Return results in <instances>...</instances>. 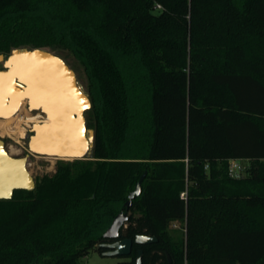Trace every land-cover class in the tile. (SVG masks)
I'll return each mask as SVG.
<instances>
[{"label":"trees","instance_id":"obj_1","mask_svg":"<svg viewBox=\"0 0 264 264\" xmlns=\"http://www.w3.org/2000/svg\"><path fill=\"white\" fill-rule=\"evenodd\" d=\"M18 47L82 79L94 140L0 199V264L101 253L144 172L119 238L157 240L117 264H264V0H0V54Z\"/></svg>","mask_w":264,"mask_h":264},{"label":"water","instance_id":"obj_2","mask_svg":"<svg viewBox=\"0 0 264 264\" xmlns=\"http://www.w3.org/2000/svg\"><path fill=\"white\" fill-rule=\"evenodd\" d=\"M34 52L46 55L43 68H40L42 72H38L37 77L42 76L45 81L51 79L53 83L57 79L60 81L62 93L67 95L73 104L70 106L71 119L69 120V125L67 121L59 122V115H56V111L49 113L48 108L44 107L42 102L35 101L33 98L31 100L30 94L33 95L34 93L23 94L21 99L25 100L26 107L31 109V112L39 111L43 119H49L50 121L48 123H32L27 139V152L21 157L11 155L5 147L4 140L0 137V199L11 198L14 190L17 189L31 190L34 188L35 178L27 169V159L31 154L65 160L87 158L91 154L94 131L87 128L85 119V111L90 108L91 102L84 85L78 80L75 71L69 67L62 57L46 48H13L7 55L0 54V62L3 66V69H0V76L13 70L11 68L16 62L20 67L16 68L17 71L15 70L10 78L12 84L16 89L22 90V92L28 90L27 79L23 75L28 71L27 77L34 82L36 81V79H33L34 76H32V68L36 67L39 59L35 58L36 55H30ZM23 53L27 56L19 58L18 62L13 61V56ZM20 59H25L26 63L22 64ZM28 63L35 65L30 66ZM20 70H24V74L20 73ZM34 85L36 86L37 84ZM145 173H142L134 189L128 193L127 200L124 202L125 210H121L114 216L103 233L105 238L112 241L97 244L98 248L104 249L101 252L102 255L126 256L131 253L133 243L148 244L157 240L155 236L147 235H136L133 240L130 238H119L121 228L129 220L128 208L131 201L140 194L141 181ZM141 256L142 250L139 249L135 264L141 263Z\"/></svg>","mask_w":264,"mask_h":264},{"label":"bare ground","instance_id":"obj_3","mask_svg":"<svg viewBox=\"0 0 264 264\" xmlns=\"http://www.w3.org/2000/svg\"><path fill=\"white\" fill-rule=\"evenodd\" d=\"M30 55H36L35 58H38L39 60L36 64V67L34 66V68H32L33 71L32 76H34L33 79H36L35 82L31 78L27 77L28 71L26 66L25 68L27 72L25 71L26 72L25 74H24L25 68H23L24 69L23 71L20 70V73L24 74L23 76L27 79L28 90L22 92V90L16 89L10 79L12 74H14L13 72H15V70L17 71L16 68L20 67L18 63L15 62L16 65L14 64V66L11 68L13 70H10L9 73L0 76V114L4 116L0 118V134H6L8 136H13V137L16 136L19 137V139L25 136V130H23L24 128L22 129L21 127H19V121H16L14 125L11 124L12 121L14 120L11 117V114H13L16 108L19 106V102L24 93H28V94H30L31 92L34 93L33 95L30 94L31 100L33 98V100L35 101L42 102L44 104V107L48 108L49 113L56 111V115H59V122L67 121L68 125H69V120L71 119L70 106L73 105L69 97L62 93L60 87V81L58 79L56 80L55 83H53L51 79H47L45 81L42 78V76L37 77V73L42 72L40 68H43L46 55L38 52H34L33 54ZM25 56L27 55L24 53L17 54L15 55V57L13 56L14 58L12 57V59L13 61H17L19 58ZM20 61H22V64L26 63L25 59L22 60L20 59ZM28 65L33 66L35 64L28 63ZM34 84L37 85L35 86ZM29 90L31 91L29 92ZM21 104H23V102ZM30 110L31 109H29V112L31 113ZM38 117L40 116L38 115ZM49 121H50L49 119L37 118V119H33L32 123H41V122L48 123ZM49 158L53 159V157H49Z\"/></svg>","mask_w":264,"mask_h":264},{"label":"rangeland","instance_id":"obj_4","mask_svg":"<svg viewBox=\"0 0 264 264\" xmlns=\"http://www.w3.org/2000/svg\"><path fill=\"white\" fill-rule=\"evenodd\" d=\"M0 69H3L1 62H0ZM79 81L81 82L82 79H80ZM21 105L23 106V108ZM21 105L13 114H11V117L14 119L11 124L14 125L16 121H19V127H21L22 129L24 128L23 130H25V136L19 139V137L16 136L13 137V136H8L6 134H0V137L5 142V147L7 151L11 155L17 157L24 156V154L27 152V139H28V135L30 134L29 129L32 125L33 119H37V118L43 119V116L40 112L32 111L30 113L25 109L26 108L25 100ZM38 115L40 117H38ZM55 161H56L55 158L51 159L47 156L31 154L27 159V169L30 171L33 177L36 178L38 175H41L43 173H52L55 169ZM179 228H180L179 223H171L170 225L171 230L179 229ZM123 258H124L123 256L102 255L97 250L92 249L89 251L87 255L81 257L80 264H117L118 261L123 260Z\"/></svg>","mask_w":264,"mask_h":264},{"label":"built area","instance_id":"obj_5","mask_svg":"<svg viewBox=\"0 0 264 264\" xmlns=\"http://www.w3.org/2000/svg\"><path fill=\"white\" fill-rule=\"evenodd\" d=\"M156 7L160 8L161 6L157 4ZM205 167H207V164L205 165ZM246 168H247V159L232 158L229 160L228 171L231 175L244 174ZM181 195L183 196L184 193H182Z\"/></svg>","mask_w":264,"mask_h":264},{"label":"flooded vegetation","instance_id":"obj_6","mask_svg":"<svg viewBox=\"0 0 264 264\" xmlns=\"http://www.w3.org/2000/svg\"><path fill=\"white\" fill-rule=\"evenodd\" d=\"M22 102H24L23 99L20 100V102H19V106L21 105ZM19 106L16 108V110L19 108ZM25 109H26L27 111H29V108L26 107ZM16 110H15V111H16ZM15 111H14V112H15ZM0 116H3V115L0 114ZM0 118H2V117H0ZM111 241H112V240H111Z\"/></svg>","mask_w":264,"mask_h":264}]
</instances>
